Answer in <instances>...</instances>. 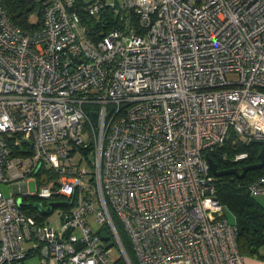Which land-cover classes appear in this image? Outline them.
Instances as JSON below:
<instances>
[{"label":"built area","instance_id":"1","mask_svg":"<svg viewBox=\"0 0 264 264\" xmlns=\"http://www.w3.org/2000/svg\"><path fill=\"white\" fill-rule=\"evenodd\" d=\"M36 1L24 29L0 0V264H133L119 227L136 264H245L206 155L264 142V0H91L94 28L75 0ZM110 9L128 25L105 31ZM17 197L67 206L46 222Z\"/></svg>","mask_w":264,"mask_h":264},{"label":"trees","instance_id":"2","mask_svg":"<svg viewBox=\"0 0 264 264\" xmlns=\"http://www.w3.org/2000/svg\"><path fill=\"white\" fill-rule=\"evenodd\" d=\"M7 9L10 19L22 28H39L41 6L36 0H2ZM91 0H75V6L78 12L85 20V23L94 28L96 22L92 18L83 14V7ZM36 16V23L31 16ZM103 21H105V31L114 27L119 19L115 17L113 11L106 10ZM234 135L229 134L225 143L209 152L210 158L217 165L218 170H227L235 168L241 171L242 167L258 163V154L261 145L258 142H238L233 143ZM246 153L247 157L241 161L234 162L236 154ZM53 177L50 172L40 174V181L45 183L43 175ZM264 174V168L247 172L243 179H237L233 176H224L216 178V194L220 203L233 216L237 229L236 241L240 254L245 256H257L264 259V254H260L258 249L264 246V207L256 202L254 197L250 196L246 190L247 185L260 175ZM124 241L125 248L133 264H136L135 258L131 253L130 244ZM117 264H122L118 262Z\"/></svg>","mask_w":264,"mask_h":264},{"label":"rangeland","instance_id":"3","mask_svg":"<svg viewBox=\"0 0 264 264\" xmlns=\"http://www.w3.org/2000/svg\"><path fill=\"white\" fill-rule=\"evenodd\" d=\"M108 1H110L111 4H113L115 1L117 3L122 2V0H108ZM129 14L130 13L128 11L121 12L119 15H117V13L115 12V17H116V19L118 18L120 23H122L124 26H127L128 23H129V20H130ZM36 18H37L36 16L32 15V19L34 21L36 20ZM80 159H82V156L75 155L74 158H73V161L75 163H78V161ZM88 159H89L90 162L93 160V153L92 152L89 153ZM89 161L86 160V159H83L81 161V167L85 168L86 170L91 171L92 167H91V164H90ZM37 185H38L37 178H35V179L34 178H30L28 183H27V191H28V193H34L36 191ZM0 188H1L2 192L4 193V195L9 196V195L12 194L11 185L2 184ZM261 196L262 195L257 197L256 200L258 201V199H260ZM17 199H21V197H17ZM261 200H262V198H261ZM32 201L33 200H24V202H32ZM262 201H264V200H262ZM262 207H264V206H262ZM57 212H58V210L55 209L51 214H49L46 217H44L45 221L46 222H54L56 217H57ZM227 219H228V221L230 223L234 221V218H233V216L230 213L227 214ZM92 227H93V229L95 231L100 230L99 226L96 225V224L92 225ZM118 230H119V232L121 234L122 239L127 241L128 238H127L126 234L123 232V230L120 227L118 228ZM109 243H110L111 248H112L111 256L113 258H118L119 255H120L119 251L117 250V248L114 245H112L111 241ZM258 251H259L260 254H264V246H261L258 249ZM25 261H26V264H42L38 254L32 255L31 257L27 258ZM245 264H264V259H259L257 256H245Z\"/></svg>","mask_w":264,"mask_h":264},{"label":"water","instance_id":"4","mask_svg":"<svg viewBox=\"0 0 264 264\" xmlns=\"http://www.w3.org/2000/svg\"><path fill=\"white\" fill-rule=\"evenodd\" d=\"M90 114L95 122L96 116H97L96 112H91ZM258 143L261 145V150L258 154V163L244 166L242 167L241 171H238L235 168H231L227 170H218L217 165L213 162L210 156L206 155V159L208 161L212 175L215 178H221L224 176H233L237 179H243L245 175L247 174V172L254 171V170H260L264 168V142H258ZM16 202H17L18 207H20L21 209H27V208L36 209L44 216L51 214L54 208L67 206V204L64 202H49L47 204V207L44 208L41 203L24 204L22 203L21 199H17ZM100 237L105 240L107 239V235L105 232H101Z\"/></svg>","mask_w":264,"mask_h":264},{"label":"crops","instance_id":"5","mask_svg":"<svg viewBox=\"0 0 264 264\" xmlns=\"http://www.w3.org/2000/svg\"><path fill=\"white\" fill-rule=\"evenodd\" d=\"M259 196H260V195L255 196L254 199L256 200V198L259 197ZM261 198H262V200H264V195H262ZM261 198L258 199V201L256 200V202H257L258 204H260L261 206H264V201H262ZM31 256H32V255H29V256H27V258H29V257H31ZM27 258H26V259H27ZM26 259H25V260H26ZM25 260H24L23 264H26V261H25Z\"/></svg>","mask_w":264,"mask_h":264},{"label":"flooded vegetation","instance_id":"6","mask_svg":"<svg viewBox=\"0 0 264 264\" xmlns=\"http://www.w3.org/2000/svg\"><path fill=\"white\" fill-rule=\"evenodd\" d=\"M36 202H38V201H33L32 203H36Z\"/></svg>","mask_w":264,"mask_h":264}]
</instances>
